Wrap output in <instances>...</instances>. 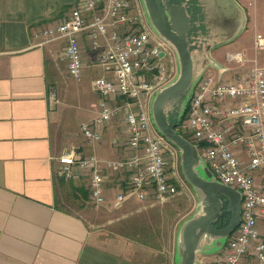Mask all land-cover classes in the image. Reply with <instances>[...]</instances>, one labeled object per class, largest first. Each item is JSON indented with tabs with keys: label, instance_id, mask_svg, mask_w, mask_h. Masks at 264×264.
I'll list each match as a JSON object with an SVG mask.
<instances>
[{
	"label": "built area",
	"instance_id": "obj_1",
	"mask_svg": "<svg viewBox=\"0 0 264 264\" xmlns=\"http://www.w3.org/2000/svg\"><path fill=\"white\" fill-rule=\"evenodd\" d=\"M85 32L95 63L105 73L92 82L99 95L98 112L81 124V133L95 145L102 141L106 126L124 117L131 153L103 159L96 153L83 155L74 146L58 155L57 175L76 180L77 168L87 171L91 198L102 205L107 170L128 171L130 184L115 195V205L130 196L145 201L151 193L165 202L179 192L178 152L155 128L150 100L174 78V52L149 25L141 0H80L67 17L43 30L48 40H65L62 59L77 82L84 78L80 38ZM263 47L264 36L256 33L250 60L243 52L227 51L229 61L251 63L246 74L221 81L205 72L180 126L191 135L215 177L242 196L241 221L226 244L225 264H264V62L258 58ZM167 56L168 64L163 61ZM59 101L52 90L51 106Z\"/></svg>",
	"mask_w": 264,
	"mask_h": 264
},
{
	"label": "crops",
	"instance_id": "obj_2",
	"mask_svg": "<svg viewBox=\"0 0 264 264\" xmlns=\"http://www.w3.org/2000/svg\"><path fill=\"white\" fill-rule=\"evenodd\" d=\"M79 1L0 0V264H176V245L173 251L167 250L163 238L159 242L156 234H144V224L136 227L128 223L122 226L120 235H113L111 218L98 223L60 204L58 155L65 150L56 145L57 112L51 106L50 92L56 90L59 99L65 96L76 100L78 108L82 105L87 110L81 108L82 124L97 115L99 95L92 82L105 72L95 63L85 32L80 39L87 78L71 90L69 80L73 78L62 59L66 42L48 40L43 30L67 17ZM237 1L247 12L241 0ZM248 16L247 12L246 28L234 40L245 36L248 41H237L235 48H227L224 61L218 49L234 41L213 49L212 56L225 68L221 75L213 66L205 72L214 73L221 81L234 80L230 78L235 70L230 63L234 61L227 59V51L243 52L248 60L254 57V37L260 31L254 21L249 29ZM98 67L100 74L95 75ZM93 96L98 99L93 100ZM72 101L68 104L73 105ZM127 140V124L120 117L104 128L102 141L90 145L84 137L85 143L76 147L83 155L96 153L103 159H118L131 153ZM77 172L79 179L87 178L85 184L90 191L89 173L78 168ZM108 172L115 174V178L109 189L106 177V201L102 205L114 212L131 200L140 201L130 196L121 205H115V195L130 184V172ZM122 172H128L129 177L123 178L119 174ZM116 189L119 191L114 194ZM90 201L93 202L91 193ZM127 216L130 213L123 211L121 217ZM154 231L162 233V229ZM170 241L169 237V246ZM216 254H198V264H216Z\"/></svg>",
	"mask_w": 264,
	"mask_h": 264
},
{
	"label": "water",
	"instance_id": "obj_3",
	"mask_svg": "<svg viewBox=\"0 0 264 264\" xmlns=\"http://www.w3.org/2000/svg\"><path fill=\"white\" fill-rule=\"evenodd\" d=\"M153 31L174 50L177 74L157 90L150 100V116L159 133L180 153L181 168L196 192L200 207L178 231L176 264H198V254L220 251L241 221V193L218 180L197 145L173 125L168 113L177 108L181 120L198 80L208 67L225 68L212 50L238 38L247 25V12L237 0H194L195 8L170 0H141ZM198 9L196 21L193 14ZM202 29H196L201 26ZM194 28V30H192ZM192 32V34H190ZM224 197V198H223ZM231 218L226 226L215 225L224 202Z\"/></svg>",
	"mask_w": 264,
	"mask_h": 264
},
{
	"label": "rangeland",
	"instance_id": "obj_4",
	"mask_svg": "<svg viewBox=\"0 0 264 264\" xmlns=\"http://www.w3.org/2000/svg\"><path fill=\"white\" fill-rule=\"evenodd\" d=\"M240 1V0H239ZM251 1V4H250ZM241 3L245 5L248 17H249V23L250 25L249 29L253 28V21L256 24V29L260 31V33L264 36V0H246V2H243L241 0ZM246 3V4H245ZM251 31H249L250 33ZM249 33H245L248 34ZM245 40L248 41L247 38L244 36L240 39V41ZM238 41V40H237ZM234 41L226 46L221 47L218 49V55L221 58L222 61L225 60V51L227 48H235L237 45ZM238 41V43L240 42ZM173 50V49H172ZM234 51V50H232ZM174 52V50H173ZM247 57V56H246ZM174 58H175V74H177V60L176 55L174 52ZM258 58L260 62H264V47L260 49ZM166 64L169 63V56H167L163 60ZM231 68H235L234 72L231 75V79H236L244 76L246 74V71L250 67V62H233L230 63ZM101 68V67H100ZM100 68H95V75L100 74ZM232 71V70H231ZM228 73L224 76L225 78H228ZM231 74V72H230ZM234 76V77H233ZM86 78L84 76V81H86ZM71 86V90H74L78 86H80L81 83H78L74 79L69 80ZM96 94V93H94ZM96 96V95H95ZM98 99V97L93 96V100ZM68 101H72L66 99L65 96L60 98V101L54 106V110L57 112V123L55 128V141L56 145L59 146L62 150L68 151L73 146H79L83 145L85 142L83 141L84 136L81 133L80 125L81 121L83 120V113L87 111L86 109L82 108L81 105L80 108H78V103L76 100H73L74 103L71 105V103ZM84 112H83V110ZM89 115V113H87ZM176 148V147H175ZM177 149V148H176ZM178 152V168H179V192L171 196L168 200L165 202H159L156 200L154 194H152V198L145 200V201H137V200H131L129 204H126L122 209H119L118 211L111 212L112 210L109 209L108 206L104 205H97L94 204L92 201L86 202L84 205L76 204L73 201H67L65 196L70 190V184L68 182H65V184H62L61 179H59V183L61 184V202L64 200L66 205V208L68 210H76L77 213H79L81 216H83L85 219H92L93 221H98V223L103 222L104 220H107L109 218L112 219L110 226L113 227V235L121 234V228L123 225H127L128 223H132L134 225H137L139 223L144 224V226L147 227V230L144 234L158 236V241L164 239L165 242V248L169 251H173L178 231L181 225L185 220L190 218L192 215L196 214L199 207H200V201L199 198L190 185V183L186 180L184 177V174L182 172L181 168V160H180V153ZM107 174V188L111 189L113 186V179L115 178V174L111 172H106ZM123 176V178L129 177L128 172H122L119 173ZM60 178V176H58ZM69 181V180H68ZM81 181H76L71 184H80ZM82 182L86 183L88 182L87 178L83 179ZM121 189V188H120ZM119 191V189H116L114 194H116ZM113 192V190L111 191ZM66 200V201H65ZM63 204V203H62ZM153 207H151V205ZM142 208V211L138 212V210ZM123 211H127L130 213V216L127 218H122L121 214ZM132 213V214H131ZM106 223V222H103ZM108 224V223H107ZM106 224V225H107ZM140 226V225H138ZM149 228V230H148ZM156 229H162L161 231H154ZM151 230V231H150ZM115 231V233H114ZM143 235V234H141ZM136 238L138 239L137 232L135 233ZM134 237V235L132 236ZM142 237V236H141ZM170 237V246L168 242V238ZM167 239V240H166ZM165 249V250H166ZM225 249L226 245L218 252H216V263L217 264H225Z\"/></svg>",
	"mask_w": 264,
	"mask_h": 264
},
{
	"label": "trees",
	"instance_id": "obj_5",
	"mask_svg": "<svg viewBox=\"0 0 264 264\" xmlns=\"http://www.w3.org/2000/svg\"><path fill=\"white\" fill-rule=\"evenodd\" d=\"M188 114H189V103H188V106H187V109L184 113V115L182 116L181 120L178 121L177 119V108L174 107L173 109H171L168 113V118L170 120V122L176 126V128L183 134L185 135L187 138H189L190 140L193 141V138L191 137V135L183 130L180 126L181 124L187 119L188 117ZM200 148L202 147V144H199ZM61 179V182L62 184H65V182H68L70 184V190L69 192L67 193V195L65 196L66 200L67 201H73L75 202L76 204L78 203L79 205H84L86 202H88L90 200V191L89 189L86 187V184L84 182H82V178L79 179V180H66L62 177H60ZM76 181H81L80 184H71L73 182H76ZM224 198V197H223ZM65 200V201H66ZM63 203V204H62ZM65 203L67 202H64V200H60V204L62 205L63 208H65L66 210H68L66 208V205ZM227 207H228V202H224V207H223V210H222V213L219 215L215 225L218 226V227H223V226H226L229 221H230V218H231V213L227 210ZM233 234H231L232 236ZM229 236V238L231 237ZM228 238V240H229ZM227 240V242H228ZM226 242V244H227ZM217 264V263H216Z\"/></svg>",
	"mask_w": 264,
	"mask_h": 264
},
{
	"label": "flooded vegetation",
	"instance_id": "obj_6",
	"mask_svg": "<svg viewBox=\"0 0 264 264\" xmlns=\"http://www.w3.org/2000/svg\"><path fill=\"white\" fill-rule=\"evenodd\" d=\"M163 1H166V0H163ZM170 1L172 3H175V4H178V3H181V2H185L188 10H191L192 8H195V5H194V2L195 1L194 0H170ZM197 11H198V9L193 14L192 21H196V18H202L201 16L200 17L199 16L198 17L196 16ZM196 29H202V24H201V26L196 27ZM192 30H194V28H192ZM190 34H192V32Z\"/></svg>",
	"mask_w": 264,
	"mask_h": 264
}]
</instances>
